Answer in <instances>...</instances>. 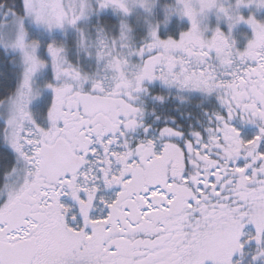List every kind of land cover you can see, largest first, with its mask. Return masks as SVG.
<instances>
[{
	"label": "snow or ice",
	"instance_id": "6c2138e0",
	"mask_svg": "<svg viewBox=\"0 0 264 264\" xmlns=\"http://www.w3.org/2000/svg\"><path fill=\"white\" fill-rule=\"evenodd\" d=\"M0 264H264V0H0Z\"/></svg>",
	"mask_w": 264,
	"mask_h": 264
},
{
	"label": "rangeland",
	"instance_id": "374dc122",
	"mask_svg": "<svg viewBox=\"0 0 264 264\" xmlns=\"http://www.w3.org/2000/svg\"><path fill=\"white\" fill-rule=\"evenodd\" d=\"M214 19H213V23H214ZM188 22L185 20L183 26H187ZM221 27L226 29V25H221ZM247 33L249 36H251V29L249 28V26L241 24L240 26H238L237 29H235L234 31V35L236 36V38L238 39L239 42V46L243 47L245 46V44L247 43V41L245 40L244 36L242 34Z\"/></svg>",
	"mask_w": 264,
	"mask_h": 264
}]
</instances>
